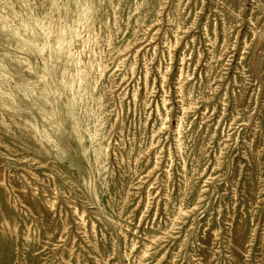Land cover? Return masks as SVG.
Instances as JSON below:
<instances>
[{"label":"rangeland","instance_id":"rangeland-1","mask_svg":"<svg viewBox=\"0 0 264 264\" xmlns=\"http://www.w3.org/2000/svg\"><path fill=\"white\" fill-rule=\"evenodd\" d=\"M86 2L65 75L0 33V264H264V0L0 18Z\"/></svg>","mask_w":264,"mask_h":264},{"label":"bare ground","instance_id":"bare-ground-1","mask_svg":"<svg viewBox=\"0 0 264 264\" xmlns=\"http://www.w3.org/2000/svg\"><path fill=\"white\" fill-rule=\"evenodd\" d=\"M91 11H92L91 4L89 2H86L83 5L80 17L79 18L77 17V19L71 21L68 20L67 18L68 12L66 11L61 16L60 24L56 30L54 29L55 17L52 15H50L49 17L32 16V15L23 17L19 13H16L17 18L19 17V21L15 26H12V24L8 20L9 18L8 19L6 17L0 18V33L6 32L7 35L6 37H8V40L11 38H15L18 47L22 49H27L30 52H35L36 54L45 57L46 60L45 69H48L49 71H53L55 70V68L60 67L61 73L65 75V72L67 71L70 62L74 57L73 53L65 49V45L66 43H71L73 40L81 36L82 30L90 18ZM61 58H64V60L62 63H59L60 62L59 60ZM75 66L77 67L78 72H80L79 62H77ZM62 83H64L65 86L70 87L72 91L74 90V86H75L74 82L71 81L67 83L65 81V76L62 78ZM83 84H84V77L81 76L79 77V88L75 91L74 98L70 100L65 106L66 113L74 114L75 111L77 110L79 101L84 96L83 92L81 91L82 88H84ZM50 117H51L50 114L46 115L47 119ZM45 135H48L46 131H45Z\"/></svg>","mask_w":264,"mask_h":264}]
</instances>
